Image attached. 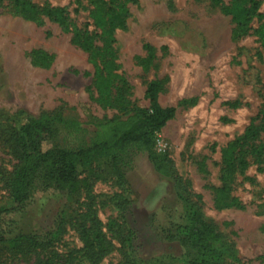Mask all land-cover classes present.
<instances>
[{
    "label": "rangeland",
    "instance_id": "374dc122",
    "mask_svg": "<svg viewBox=\"0 0 264 264\" xmlns=\"http://www.w3.org/2000/svg\"><path fill=\"white\" fill-rule=\"evenodd\" d=\"M32 1L42 5L45 0ZM46 1L65 6L75 25L88 20L87 10L74 11L73 0ZM259 1L264 13V0ZM229 2L128 3L114 45L118 72L128 85L127 101L147 107L145 89L156 79L159 103L175 106V115L161 128L154 150L137 158L125 183L116 181L108 161L90 160L78 166L82 184L76 191H40L21 209L9 212L2 221L9 241L0 243V264H194V251L183 247L178 235L171 240L159 236L168 223L175 230L182 221L181 196L232 246V256L219 264H264V171L250 165L244 175L236 174L232 193L239 205H214L220 150L243 133L264 94L263 48L252 32L234 35L235 22L223 11ZM92 70L87 51L71 41V33L46 17L39 22L24 18L3 0L0 206L11 207L9 183L18 164L13 139L23 122L61 116L91 124L118 113L97 103ZM154 154H166L169 177L154 170ZM94 214L108 244L98 261L82 255L77 229L82 218L89 226ZM127 229L134 233L130 245L123 242ZM50 232L55 235L42 249L15 238L19 233Z\"/></svg>",
    "mask_w": 264,
    "mask_h": 264
},
{
    "label": "trees",
    "instance_id": "16d2710c",
    "mask_svg": "<svg viewBox=\"0 0 264 264\" xmlns=\"http://www.w3.org/2000/svg\"><path fill=\"white\" fill-rule=\"evenodd\" d=\"M136 1L73 0L75 12L88 11V20L75 25L65 6H52L46 0L42 5L32 0H7L24 18L39 22L46 17L71 33V41L88 53L97 103L104 108L113 107L118 113L91 124L55 116L29 118L19 126L13 139V155L18 164L9 183L11 207L0 206V243L9 241L2 225L5 216L21 209L37 192L76 191L82 184L78 178L79 165L104 159L108 161L116 181L125 183L126 174L137 158L154 150L161 128L174 117L175 106L159 103L160 85L156 79L150 80L145 89L147 107L129 105L127 101L128 85L118 72L115 31L125 24L128 3ZM2 2L0 0V7ZM259 7V0H230L223 11L235 22L233 33L236 37L252 32L264 51V13L259 11ZM254 19L258 22L257 27L253 26ZM38 56L42 60L47 59L44 52H39ZM194 100L191 98L190 102ZM220 151V184L214 188V205L218 209L239 205L238 197L232 193L236 174L244 175L250 165H255L258 172L264 171V94L258 111L250 118L243 133ZM151 163L160 175H171L166 154H154ZM180 199L184 208L182 221L175 225V230L169 227L171 222L168 227H162L160 238L171 240L178 235L180 244L194 251V264H219L232 256L233 248L223 240L221 233L201 217L189 200L182 196ZM87 210L91 211L90 208ZM87 215L84 214L85 217ZM85 221L86 218H82L77 227L83 241L81 253L89 255L92 261H98L108 252V244L95 214L87 220L90 221L89 226ZM61 225L62 221H59L58 226ZM54 235L52 232L19 233L15 238H23L33 248L42 249ZM132 236L133 230L127 229L123 242L130 245Z\"/></svg>",
    "mask_w": 264,
    "mask_h": 264
},
{
    "label": "built area",
    "instance_id": "2783aa9c",
    "mask_svg": "<svg viewBox=\"0 0 264 264\" xmlns=\"http://www.w3.org/2000/svg\"><path fill=\"white\" fill-rule=\"evenodd\" d=\"M157 138H158V137H157ZM157 141H158V139H156V141H155V142H156V144H157Z\"/></svg>",
    "mask_w": 264,
    "mask_h": 264
}]
</instances>
